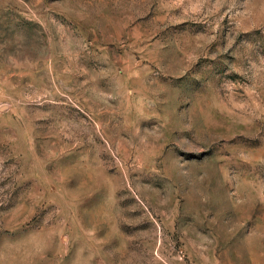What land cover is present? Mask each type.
I'll return each mask as SVG.
<instances>
[{"label":"rangeland","instance_id":"obj_1","mask_svg":"<svg viewBox=\"0 0 264 264\" xmlns=\"http://www.w3.org/2000/svg\"><path fill=\"white\" fill-rule=\"evenodd\" d=\"M0 264H264V0H0Z\"/></svg>","mask_w":264,"mask_h":264}]
</instances>
